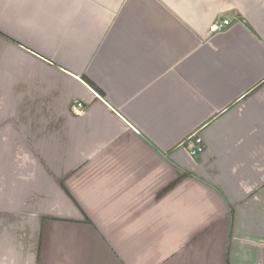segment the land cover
Wrapping results in <instances>:
<instances>
[{
    "label": "crops",
    "instance_id": "0c3cea01",
    "mask_svg": "<svg viewBox=\"0 0 264 264\" xmlns=\"http://www.w3.org/2000/svg\"><path fill=\"white\" fill-rule=\"evenodd\" d=\"M259 262L264 0H0V264Z\"/></svg>",
    "mask_w": 264,
    "mask_h": 264
},
{
    "label": "built area",
    "instance_id": "2783aa9c",
    "mask_svg": "<svg viewBox=\"0 0 264 264\" xmlns=\"http://www.w3.org/2000/svg\"><path fill=\"white\" fill-rule=\"evenodd\" d=\"M230 24H231V20L219 18V19L215 20V22H213V24L210 26L209 33L210 34L216 33L220 30H223L224 28H226ZM74 108H75V111L79 113V112H81V110L83 108V104L78 103L76 106H74ZM196 143H197L198 147L194 151H192V154H197V153L203 151L202 138L201 137L196 138ZM258 264H264V262H259Z\"/></svg>",
    "mask_w": 264,
    "mask_h": 264
}]
</instances>
